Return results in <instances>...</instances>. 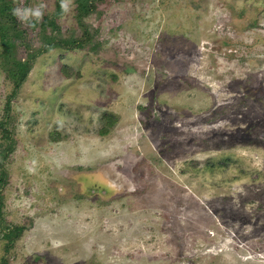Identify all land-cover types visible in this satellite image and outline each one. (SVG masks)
I'll return each instance as SVG.
<instances>
[{
  "label": "rangeland",
  "instance_id": "374dc122",
  "mask_svg": "<svg viewBox=\"0 0 264 264\" xmlns=\"http://www.w3.org/2000/svg\"><path fill=\"white\" fill-rule=\"evenodd\" d=\"M9 1L47 7L19 89L0 39V264H264V0Z\"/></svg>",
  "mask_w": 264,
  "mask_h": 264
},
{
  "label": "trees",
  "instance_id": "16d2710c",
  "mask_svg": "<svg viewBox=\"0 0 264 264\" xmlns=\"http://www.w3.org/2000/svg\"><path fill=\"white\" fill-rule=\"evenodd\" d=\"M103 0H78V13L80 19L89 16L92 12L95 11L97 3H101ZM14 9L13 5L9 0H0V39L4 47V53L2 55V66L5 69L6 73L10 78L15 82L16 88L19 89L22 84L26 81L28 75L32 70V61L34 59V54H28V57L25 61L14 58V51L17 46V41L22 38L24 31L20 27V23L17 20V17L12 14ZM50 25H55L53 22L48 24V21H44L42 28H49ZM88 32L84 33L82 38L75 41L68 42L63 38L49 37L46 41V46L42 51H48L54 47H83L85 42L89 40ZM70 45V46H69ZM9 105L7 106V113H9ZM4 128V126H3ZM4 137L10 141L9 147L6 148L3 153V157H6L4 153L10 152L12 149L13 141L7 130L4 128ZM4 182V178L0 180V184ZM21 228L9 229L8 233H5L4 236L9 239L12 243L15 236H18L21 233ZM3 264H7L4 260Z\"/></svg>",
  "mask_w": 264,
  "mask_h": 264
},
{
  "label": "clouds",
  "instance_id": "9594fccd",
  "mask_svg": "<svg viewBox=\"0 0 264 264\" xmlns=\"http://www.w3.org/2000/svg\"><path fill=\"white\" fill-rule=\"evenodd\" d=\"M47 4L41 2L34 7L20 8L16 7L12 10V14L16 16L21 22L26 23L30 27H35L39 23L44 15V9ZM73 7L72 0H60L61 14H67Z\"/></svg>",
  "mask_w": 264,
  "mask_h": 264
}]
</instances>
